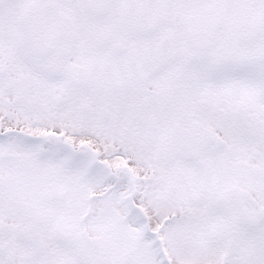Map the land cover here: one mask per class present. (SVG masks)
Instances as JSON below:
<instances>
[{
    "label": "snow or ice",
    "instance_id": "6c2138e0",
    "mask_svg": "<svg viewBox=\"0 0 264 264\" xmlns=\"http://www.w3.org/2000/svg\"><path fill=\"white\" fill-rule=\"evenodd\" d=\"M0 264H264V0H0Z\"/></svg>",
    "mask_w": 264,
    "mask_h": 264
}]
</instances>
